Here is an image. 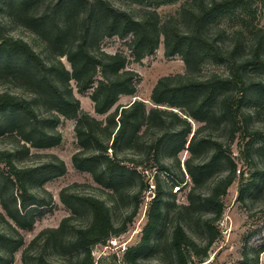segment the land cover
Here are the masks:
<instances>
[{
	"label": "trees",
	"instance_id": "16d2710c",
	"mask_svg": "<svg viewBox=\"0 0 264 264\" xmlns=\"http://www.w3.org/2000/svg\"><path fill=\"white\" fill-rule=\"evenodd\" d=\"M144 1L148 8L135 15L112 0H0L8 21L30 29L44 44L45 52L43 55L25 40L0 30V85L11 83L28 93L0 90V136L8 138L12 146L0 150V203L4 211L17 226L27 228L49 204L30 189L63 174V161L54 154L41 167L18 165L17 161L30 156V148L59 143L56 125L60 117L75 121L78 148L71 156L73 167L88 172L107 195L104 201L93 194L70 192L71 186L62 188L60 200L71 214L31 240L22 251V264H57L48 252L62 260L61 264H73L68 256L75 257L74 264H93L91 248L126 231L137 214L139 196L146 188L137 167L150 165L170 176L161 158L175 157L182 149L189 152L184 160L191 180L187 204L179 205L180 217L169 236L165 235L166 187L155 174L154 196L140 241L124 250L122 262H201L215 240L212 222L222 214L219 197L235 178L236 165L230 154L218 140L202 133L220 123H225L230 133L240 129L251 137L242 156L256 171L250 182L239 188V199L258 194L264 187V126L254 127L251 120L252 116L264 118V25L254 21L256 0H187L176 14L165 18L156 8L179 0ZM231 17L237 18L234 26L229 24ZM110 36L129 37L126 45L136 61L152 54L160 41L166 57L182 58L183 73L156 81L150 94L154 105L149 109L143 101L134 100L109 112L121 95L135 94L137 79V73L126 68L124 53L100 48L99 41ZM206 61L224 64L227 74L202 76L200 67ZM71 81L78 92L91 89L94 112L105 114L103 119L80 110ZM191 121L198 123L194 131ZM221 161L227 172L215 178L207 195L195 193L213 177ZM38 170L41 177L35 180ZM181 179L173 183L183 182ZM202 203L214 208V214L202 220L207 235L205 243L199 244L187 234L182 220L196 213ZM119 210L121 217L114 220L113 213ZM0 220L13 228L1 213ZM2 238L9 237L0 231ZM39 240L43 247L32 255L31 247ZM263 251L264 243L255 249L254 257L244 251L240 264H258ZM149 255H155L156 260H145Z\"/></svg>",
	"mask_w": 264,
	"mask_h": 264
},
{
	"label": "rangeland",
	"instance_id": "374dc122",
	"mask_svg": "<svg viewBox=\"0 0 264 264\" xmlns=\"http://www.w3.org/2000/svg\"><path fill=\"white\" fill-rule=\"evenodd\" d=\"M50 0H46L48 2ZM187 0H179L174 4L161 5L156 8L159 16L165 18L168 15L176 14L182 2ZM112 2L121 8L129 10L135 15H138L143 9L148 8L145 5L147 2L144 0H138L133 2L131 0H112ZM253 6H257V12L255 17V23L264 25V0H256ZM7 10L5 8L0 9V30L7 35L21 38L28 42L32 48L36 51L45 54L44 44L42 41L27 27L21 26L15 22L8 21ZM229 24L234 26L237 24V18L231 17ZM129 37L119 38L117 36L104 37L99 41V46L106 52H122L127 58V69L133 70L137 73L136 79V92L134 95H121L118 101L110 109L113 111L118 105L127 106L134 100L143 101L146 109H149L154 104L150 100V94L156 81L166 75H172L176 73H183L185 65L182 58L179 55L166 57L164 55V47L162 41H160L158 47L150 55L142 57L136 61L132 57L127 42ZM63 63L68 67L69 64L62 57ZM201 75L206 76L211 73L227 74L224 64H216L206 61L201 67ZM100 78V75H96V79ZM73 93L80 102V110L89 113L90 115L103 119L105 114H96L93 109V103L90 98L91 89L84 92H78L73 81L70 82ZM0 90H6L9 92L23 93L28 96L27 92H23L22 89L14 86L11 83H2ZM160 107L166 108V105H160ZM257 118V119H256ZM259 117L252 116V124L254 127L262 128L264 126V118L258 120ZM74 119H68L60 117L56 130L61 135L58 144L42 149L30 148V156H21L17 161L18 165H31L41 167L46 162L51 161V154L60 158L65 166V171L61 175L54 176L44 181L41 187L33 186L30 191L36 193L39 196L44 197L48 201V205L44 207L42 213L34 218L32 226L22 228L17 226L12 219L6 214L1 203L0 213L4 219L13 227L8 228L0 220V231L3 232L9 238H2L0 240V264H22V251L29 245L31 240L44 228L58 226L61 219L71 214L69 208L60 200L59 192L62 188L71 186L68 191L78 192L80 194H93L104 201H107V195L105 191L96 184L91 175L88 172L77 170L73 167L71 156L77 150L76 138L74 134ZM192 131L198 126V123L191 121ZM220 123L218 126L202 130V133L216 139L222 144V147L230 154L233 162L235 163V178L234 181L227 187L226 192L219 197L222 214L221 217L212 222L216 230L215 240L208 249L207 256L202 259L201 262L196 259H191L190 264H240L244 257L243 252H248L249 256L254 257L255 249L262 243H264V187L260 193H256L253 196H246L244 200H240L238 197L239 188L245 187L255 175L256 167L248 165L244 162L242 156V150L245 148V144L250 140L249 135H244L242 130L238 129L234 133H230L229 128ZM191 135V134H190ZM190 136H188L189 139ZM148 138V134L146 136ZM257 144V143H256ZM9 139L5 136H0V150L4 148H11ZM187 143L185 144V148ZM131 154V151H128ZM208 153L207 156H209ZM189 156V152L186 149L179 151L175 157H168L163 155L162 162L169 167L170 176H168L164 170H158L155 167L138 166L137 169L144 175L146 181V188L141 192L139 199L141 203L139 205L137 214L133 220L127 225L126 231L118 236L112 237L105 244H96L91 248V257L93 264H124L122 262V255L126 248L130 246L138 245L142 228L146 223L147 210L151 202V198L154 196L155 180L154 175L158 176L164 181L165 201L168 203L167 219L165 221V235L169 236L171 228L175 224L176 218L179 215V205L187 204V193L191 186L190 176L188 175L184 160ZM206 157V156H204ZM179 166H177V162ZM0 166L3 163L0 162ZM227 172V165L224 162H219L216 172L213 177L208 180L201 190L195 193H200L202 196L207 195L216 177L221 176ZM38 175L35 180H40V170L37 171ZM183 180V182L177 184L173 183L174 180ZM74 184H77L73 186ZM197 195V194H196ZM203 206L198 208L196 213H190L186 216L187 220H182V224L188 235L194 238L199 244H204L206 241L205 228L203 227L202 220L204 218L213 217V209L209 204L202 203ZM167 208V205H165ZM122 214V211L114 212V220H118ZM83 220L86 219L82 218ZM73 222V221H72ZM16 231V232H15ZM21 241V244L11 251V249ZM43 247L42 242L39 240L31 247V254L34 255L40 251ZM50 259L57 264H61L63 261L57 259L48 252ZM70 262L74 264L75 257L68 256ZM147 261L154 262L156 260L155 255L147 256ZM166 262H169L166 259ZM258 264H264V251L259 253Z\"/></svg>",
	"mask_w": 264,
	"mask_h": 264
}]
</instances>
